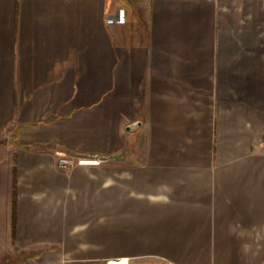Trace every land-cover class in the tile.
Listing matches in <instances>:
<instances>
[{
  "label": "crops",
  "instance_id": "0c3cea01",
  "mask_svg": "<svg viewBox=\"0 0 264 264\" xmlns=\"http://www.w3.org/2000/svg\"><path fill=\"white\" fill-rule=\"evenodd\" d=\"M263 143L264 0H0V264H264Z\"/></svg>",
  "mask_w": 264,
  "mask_h": 264
},
{
  "label": "built area",
  "instance_id": "2783aa9c",
  "mask_svg": "<svg viewBox=\"0 0 264 264\" xmlns=\"http://www.w3.org/2000/svg\"><path fill=\"white\" fill-rule=\"evenodd\" d=\"M263 147H264V143H263ZM78 159L75 156L72 155H63L58 159V165L61 168L64 169H69L71 167H73L75 164L78 163ZM84 161V160H83ZM102 161L101 158H93V159H87V162L89 163H100Z\"/></svg>",
  "mask_w": 264,
  "mask_h": 264
},
{
  "label": "rangeland",
  "instance_id": "374dc122",
  "mask_svg": "<svg viewBox=\"0 0 264 264\" xmlns=\"http://www.w3.org/2000/svg\"><path fill=\"white\" fill-rule=\"evenodd\" d=\"M98 158H101V157H98ZM102 159V161L100 162V163H102V162H106L107 161V158H101ZM108 159H110V158H108ZM99 163V164H100ZM98 164V163H97ZM123 261V260H122ZM123 264V263H122ZM148 264H161V263H158V262H153V263H148ZM164 264H173V263H171V262H168V261H165L164 262Z\"/></svg>",
  "mask_w": 264,
  "mask_h": 264
},
{
  "label": "bare ground",
  "instance_id": "6f19581e",
  "mask_svg": "<svg viewBox=\"0 0 264 264\" xmlns=\"http://www.w3.org/2000/svg\"><path fill=\"white\" fill-rule=\"evenodd\" d=\"M122 263H123L122 260H117V261L114 262V264H122Z\"/></svg>",
  "mask_w": 264,
  "mask_h": 264
}]
</instances>
